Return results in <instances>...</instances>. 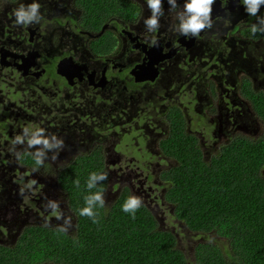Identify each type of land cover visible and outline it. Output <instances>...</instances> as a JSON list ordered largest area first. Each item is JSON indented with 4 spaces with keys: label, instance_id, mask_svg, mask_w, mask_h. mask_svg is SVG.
I'll use <instances>...</instances> for the list:
<instances>
[{
    "label": "flooded vegetation",
    "instance_id": "flooded-vegetation-1",
    "mask_svg": "<svg viewBox=\"0 0 264 264\" xmlns=\"http://www.w3.org/2000/svg\"><path fill=\"white\" fill-rule=\"evenodd\" d=\"M33 2L36 17L17 24ZM161 3L150 30L147 0H0V264H47L19 251L54 230L77 234L86 171L107 173L104 208L126 190L160 229L166 211L180 223L167 199L180 164L162 144L170 122L208 159L244 135L234 133L244 101L264 121L246 96L264 91V2L253 15L244 0H213L198 35L180 32L186 0ZM37 137L53 146H30Z\"/></svg>",
    "mask_w": 264,
    "mask_h": 264
},
{
    "label": "trees",
    "instance_id": "trees-1",
    "mask_svg": "<svg viewBox=\"0 0 264 264\" xmlns=\"http://www.w3.org/2000/svg\"><path fill=\"white\" fill-rule=\"evenodd\" d=\"M259 32L264 37V24ZM246 96L264 118V91L248 88ZM176 122H170L173 131L162 143L165 151L180 161L171 172L172 185L167 192L181 223L176 230L184 232L183 227L196 237L217 236L219 243L199 240L188 258L177 244L176 233L160 229L145 206L134 218L123 211L129 197L123 190L108 209L99 201L94 203L97 223L79 214L75 236L54 230L37 237L43 238L42 244L27 241L30 247H22L19 253L28 262L34 258L47 264H264V135H237L207 159L197 138L186 134L183 125L182 131L175 132ZM90 176L86 171L77 178L85 197L101 190L105 181H91L94 187L89 189ZM71 188L74 202L80 192ZM85 197L81 199L83 208L87 207Z\"/></svg>",
    "mask_w": 264,
    "mask_h": 264
},
{
    "label": "clouds",
    "instance_id": "clouds-1",
    "mask_svg": "<svg viewBox=\"0 0 264 264\" xmlns=\"http://www.w3.org/2000/svg\"><path fill=\"white\" fill-rule=\"evenodd\" d=\"M170 3L174 4V0H169ZM245 3L251 4L252 7L249 8L247 11L255 15L258 9V5L264 0H244ZM148 6L152 10V17L145 20V24L149 27L150 30L157 29L159 27V19L157 17V14L159 13V17L163 15L162 10V3L161 0H147ZM213 4V0H186V3L184 5L185 12L189 15L185 19L184 17H181V25H180V32L183 35H187V33L191 32L193 35H198V33L204 29L206 26L208 28L212 27V23L210 20V13H211V5ZM40 4L33 2L32 4L28 5L27 10H25V7L20 5V7L15 12L16 17V23L19 25H28L30 24L31 20L36 17L38 10L40 9ZM208 21L207 25L205 24V21ZM256 29L253 26L252 32L255 33ZM155 43V39H153V44ZM53 140H56V136L53 135ZM43 144L45 147H51L53 145L49 144V141L47 138L43 137H37L35 139H32L29 142V145L32 144ZM63 145V141L59 140L56 141L55 146ZM55 158V157H54ZM37 164H42L43 161L40 159H36ZM106 180L107 179V173H92L89 182L87 184V187L91 189L94 187V184L91 181L95 180ZM34 183V181L32 182ZM77 186L79 185V182L77 181ZM21 193H23V189H21ZM99 201L100 205L103 206L104 201L101 196V192L98 191L92 195H89L85 197V202L87 207H84L80 211V215L82 216H88L93 219V223H97L94 219V216L96 213L93 212L92 206L95 202ZM142 206V198L137 196H129L128 199L125 201V203L122 206L123 211L131 213L133 215V218L135 217V212ZM59 218V216H57ZM61 231H64L61 229Z\"/></svg>",
    "mask_w": 264,
    "mask_h": 264
},
{
    "label": "rangeland",
    "instance_id": "rangeland-1",
    "mask_svg": "<svg viewBox=\"0 0 264 264\" xmlns=\"http://www.w3.org/2000/svg\"><path fill=\"white\" fill-rule=\"evenodd\" d=\"M243 109H244V112L242 113V118L245 119L246 121H236L235 124L237 123L238 124H237V127H235L234 129L236 130L234 131V133H241L249 137H257L260 135H264V121H259L258 119L257 120L254 119V117H257V115L252 110L251 105L248 101L247 102L244 101ZM221 123H219V126ZM232 126H234V124L231 125V127ZM227 127L229 126L227 125ZM209 141L215 145L213 147V149H215L216 148L215 142L211 140ZM213 149H208L207 151H210ZM262 173L264 175V168L262 169ZM163 222L160 223L159 226L162 229H167V230H170L176 233L177 244L185 252L188 258L193 256V248L196 246L199 240L204 241V240L209 239L213 242L219 243L217 236H213V235L205 236L204 235V236L196 237L192 234L190 235L189 231L183 227L181 229L184 232L176 230L181 227V223H178V221L174 220V218H172L171 214L168 211L165 212Z\"/></svg>",
    "mask_w": 264,
    "mask_h": 264
}]
</instances>
